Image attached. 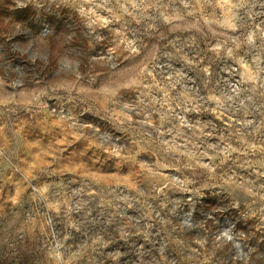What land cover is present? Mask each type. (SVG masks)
<instances>
[{
	"label": "rangeland",
	"instance_id": "1",
	"mask_svg": "<svg viewBox=\"0 0 264 264\" xmlns=\"http://www.w3.org/2000/svg\"><path fill=\"white\" fill-rule=\"evenodd\" d=\"M0 264H264V0H0Z\"/></svg>",
	"mask_w": 264,
	"mask_h": 264
}]
</instances>
